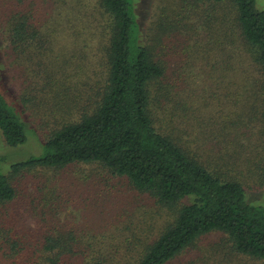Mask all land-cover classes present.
<instances>
[{
    "label": "rangeland",
    "instance_id": "374dc122",
    "mask_svg": "<svg viewBox=\"0 0 264 264\" xmlns=\"http://www.w3.org/2000/svg\"><path fill=\"white\" fill-rule=\"evenodd\" d=\"M130 2L133 41L153 46L165 66L164 89L155 85L152 102L156 126L212 170L238 178L248 202L264 208V123L261 110L250 111L249 98V77L259 72L239 28L216 0ZM96 5L97 0H0V90L28 135L11 146L0 132V172L10 175L16 190L13 200L0 204V264L131 263L169 215L151 195L99 163L11 171L13 163L43 154L50 133L87 106L88 84L99 81L107 40ZM256 8L264 9V0H256ZM15 11L28 12L44 39L18 50L7 26ZM173 20L178 28L159 31ZM48 237L58 243L53 252L44 247ZM193 262L264 264L231 251L221 232L205 235L169 264Z\"/></svg>",
    "mask_w": 264,
    "mask_h": 264
},
{
    "label": "trees",
    "instance_id": "16d2710c",
    "mask_svg": "<svg viewBox=\"0 0 264 264\" xmlns=\"http://www.w3.org/2000/svg\"><path fill=\"white\" fill-rule=\"evenodd\" d=\"M216 1L249 46L251 65L259 72L249 77L253 88L250 111L255 115L261 110L264 123V9L256 8V0ZM213 8L216 14L218 9ZM95 9L103 16L107 40L101 52L99 81L88 84L87 106L50 133L43 154L13 163L11 171L99 163L167 208L169 215L160 232L141 246L136 261L125 264H169L212 232L223 233L231 251L264 262V208L248 202L238 178L212 170L186 145L156 126L152 102L157 89H164L165 66L153 46L133 41L136 19L130 0H97ZM32 19L26 11H15L7 20L9 38L18 44V50L28 49L39 37L44 39ZM177 25L173 20L159 31L167 33ZM14 109L0 90V132L11 146L28 138L26 125ZM262 161L264 180V156ZM15 197L10 175L0 172V204ZM47 242L45 249L53 252L58 243L54 245L50 237ZM64 246L59 244L67 248ZM57 258L53 255L51 262L56 263ZM85 264L113 263L93 259Z\"/></svg>",
    "mask_w": 264,
    "mask_h": 264
}]
</instances>
